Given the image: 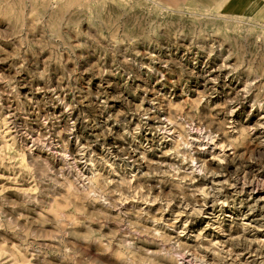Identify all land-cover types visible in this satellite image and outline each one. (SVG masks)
Masks as SVG:
<instances>
[{
    "label": "rangeland",
    "instance_id": "rangeland-1",
    "mask_svg": "<svg viewBox=\"0 0 264 264\" xmlns=\"http://www.w3.org/2000/svg\"><path fill=\"white\" fill-rule=\"evenodd\" d=\"M0 264H264V21L0 0Z\"/></svg>",
    "mask_w": 264,
    "mask_h": 264
},
{
    "label": "crops",
    "instance_id": "crops-1",
    "mask_svg": "<svg viewBox=\"0 0 264 264\" xmlns=\"http://www.w3.org/2000/svg\"><path fill=\"white\" fill-rule=\"evenodd\" d=\"M210 2L229 14L253 15L264 21V0H202Z\"/></svg>",
    "mask_w": 264,
    "mask_h": 264
}]
</instances>
